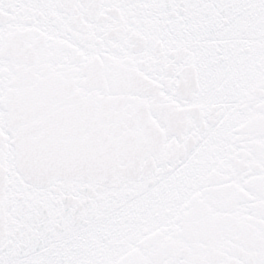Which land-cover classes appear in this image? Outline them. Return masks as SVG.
Returning a JSON list of instances; mask_svg holds the SVG:
<instances>
[{"label": "snow or ice", "instance_id": "6c2138e0", "mask_svg": "<svg viewBox=\"0 0 264 264\" xmlns=\"http://www.w3.org/2000/svg\"><path fill=\"white\" fill-rule=\"evenodd\" d=\"M0 264H264V0H0Z\"/></svg>", "mask_w": 264, "mask_h": 264}]
</instances>
